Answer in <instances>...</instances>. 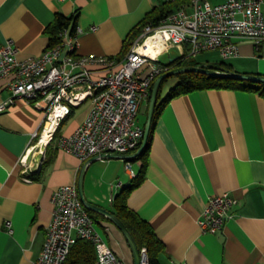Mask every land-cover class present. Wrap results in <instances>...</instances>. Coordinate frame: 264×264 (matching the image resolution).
Returning a JSON list of instances; mask_svg holds the SVG:
<instances>
[{
    "label": "crops",
    "instance_id": "crops-1",
    "mask_svg": "<svg viewBox=\"0 0 264 264\" xmlns=\"http://www.w3.org/2000/svg\"><path fill=\"white\" fill-rule=\"evenodd\" d=\"M161 3L0 0V50L11 40L18 60L41 56L51 46L45 30L61 15L76 17V25L84 30L78 55L121 58L131 32ZM185 48L174 47L179 55L171 59L188 54ZM238 48L228 59L216 51L191 58L201 65L224 62L237 73L264 75V44L257 49L250 41H239ZM147 71L142 69L143 74ZM11 79L0 81V104L11 96ZM171 90L164 87L163 97ZM86 104L80 118L69 120L74 108L63 121L59 137L48 144L45 165L48 145L44 155L36 156L39 142L33 138L41 133L45 113L21 99L0 113V264H33L45 242L55 190L78 186L86 162L61 151L58 139L85 120L91 101L82 106ZM131 164L138 174L142 163ZM133 182L126 161L100 159L86 167L84 194L90 203L110 210L115 197ZM225 193L236 201L232 218L219 233H203L198 220L209 198ZM127 203L163 242L161 264H264V98L215 89L172 98L155 126L145 179L130 192ZM99 222L96 228L105 242L126 264H134L123 234Z\"/></svg>",
    "mask_w": 264,
    "mask_h": 264
},
{
    "label": "built area",
    "instance_id": "built-area-1",
    "mask_svg": "<svg viewBox=\"0 0 264 264\" xmlns=\"http://www.w3.org/2000/svg\"><path fill=\"white\" fill-rule=\"evenodd\" d=\"M169 1L174 0H161ZM83 33L77 25L74 30L65 27L59 45L25 60L17 59V48L9 40L0 50V81L12 76L11 96L0 104V113L16 99L32 103L45 113L41 133L33 138L40 140L48 124L56 121L51 142L72 110L90 100L85 120L72 134L58 139L61 151L88 162L101 154H133L140 147L144 136L138 122L140 108L150 96L152 81L169 71L160 57L174 47L187 45L188 57L216 51L224 59L238 54L239 41H250L260 48L264 44V0H191L189 8H181L158 26L143 27L121 58L78 55V40ZM156 37L157 45L146 48L147 42ZM144 67L148 68L145 74ZM126 168L135 180L138 174L130 161H126ZM52 204L45 242L33 264H65L78 240L94 245L96 264H126L98 232L77 185L58 187ZM235 204L229 193L209 198L198 220L199 229L213 235L222 231L233 216ZM6 225L11 229V222ZM140 253L142 264H149L147 249L142 248Z\"/></svg>",
    "mask_w": 264,
    "mask_h": 264
},
{
    "label": "trees",
    "instance_id": "trees-1",
    "mask_svg": "<svg viewBox=\"0 0 264 264\" xmlns=\"http://www.w3.org/2000/svg\"><path fill=\"white\" fill-rule=\"evenodd\" d=\"M191 0H174L169 2H162L160 6L154 8L149 14H147L146 18L142 21V23L131 32L128 39L126 40L124 49L122 51V55L124 56L131 48L133 42L140 34L143 27L152 24L153 26H158L162 20L167 18L168 16L174 14L181 8L185 6L186 3H190ZM76 26V17L67 18L61 15H58L55 22L48 26L45 30V34L48 35L50 38V45L57 46L62 42V38L60 34L65 27H71L72 30L75 29ZM186 52L189 51L187 45H185ZM188 54L186 53L185 56L178 57L177 59L170 60L167 65L169 70L183 67V66H201L209 69H213L220 72H234L233 68L230 65H227L224 62H219L214 65H201L195 59L191 57H187ZM258 75V74H257ZM179 83L176 87H174L171 91L172 94L163 97V90L165 87L166 82L171 78L165 79L159 89L158 94V101L155 109V114L152 122V130L149 137L148 144L145 150L135 159L129 160L131 163L140 161L142 166L138 171V177L134 180L133 184L123 189L114 199L113 205L110 208V212L118 217L128 228L131 232L132 236L134 237L139 249L146 248L149 257V264H161L160 263V255L164 252L165 247L163 242L156 236L155 230L151 224L142 220L133 210H131L128 206V197L130 192L140 186V184L145 179V174L149 164V151L151 146V141L154 134V129L159 119L160 115L162 114L163 110L165 109L166 105L169 101L177 96L186 95L195 91H202V90H238L250 93H256L264 98V84L261 83H254L248 81H240L235 79H228V78H219V77H212L207 76L204 74L199 73H183L176 75ZM158 78V77H157ZM152 81L150 85V96L146 101V117L145 122L142 125L145 128V124L147 121V114L149 109V103L151 99V94L153 90V86L155 81ZM143 106V104H142ZM141 106V107H142ZM141 109V108H140ZM63 122L61 123L60 127L62 126ZM60 127L55 133L54 139L56 140L59 137ZM142 143V142H141ZM141 146V144H140ZM51 145L47 146L46 149V160L45 164L48 163L47 156ZM140 148V147H139ZM138 148V149H139ZM137 149V150H138ZM136 150V151H137ZM135 151V152H136ZM134 152V153H135ZM91 217L93 218L96 224H102L104 221L111 224L114 228H116L119 232L120 230L106 217L88 211ZM127 242V241H126ZM97 262V254L93 244L87 242L85 240H78L76 244L71 248L70 253L66 259L65 264H96Z\"/></svg>",
    "mask_w": 264,
    "mask_h": 264
},
{
    "label": "water",
    "instance_id": "water-1",
    "mask_svg": "<svg viewBox=\"0 0 264 264\" xmlns=\"http://www.w3.org/2000/svg\"><path fill=\"white\" fill-rule=\"evenodd\" d=\"M172 60L174 59H171V61ZM188 72L204 74V75L212 76V77L228 78V79H235V80H240V81H248V82L264 84V75L241 74L237 72L227 73V72H220V71H216V70L201 67V66H183V67L169 70L168 72L160 75L154 83L152 94H151V99L149 103L147 121H146L145 128H144V136H143V140H142L140 148L133 154H127V155H121V154H115V153L101 154L99 156H95L90 161L86 162V165L81 170L79 180H78V186H77L80 199L84 207L88 211L100 214L108 218L120 230V232L123 234L131 250L134 264H142V259H141L140 249L134 237L132 236L131 232L128 230L125 224L118 217L113 215L108 209L90 203L85 197L84 176L86 172V167L87 165H90L91 163H93L94 161L100 158L101 159H106V158L107 159H117V160H124V161H129V160L137 158L145 150L148 144V141H149V137H150L151 130H152V122H153L155 109H156V105L158 101L159 89H160L162 82L169 77H173V76L183 74V73H188Z\"/></svg>",
    "mask_w": 264,
    "mask_h": 264
},
{
    "label": "rangeland",
    "instance_id": "rangeland-1",
    "mask_svg": "<svg viewBox=\"0 0 264 264\" xmlns=\"http://www.w3.org/2000/svg\"><path fill=\"white\" fill-rule=\"evenodd\" d=\"M178 55H179V52H178L177 49H173V50L171 49L169 54H165V55L160 57V61L162 63H167V62H169V60L171 58H176ZM178 82H179V80H178L177 76H173L166 82L165 87L169 86V87H172V89H173L174 87L177 86ZM146 101L147 100L144 101L143 106L141 107V110H140L139 115H138V122H139L140 125H143L144 122H145V117H146V114H145L146 113V107H145V105H146ZM87 108H88V104H86V105H84V106H82L80 108L74 109L75 112H74L73 116L69 120H72V121L77 120L78 118H80L82 116V114L84 113V111H86ZM68 121L66 122L67 124H68ZM37 141L39 142V140H37Z\"/></svg>",
    "mask_w": 264,
    "mask_h": 264
},
{
    "label": "bare ground",
    "instance_id": "bare-ground-1",
    "mask_svg": "<svg viewBox=\"0 0 264 264\" xmlns=\"http://www.w3.org/2000/svg\"><path fill=\"white\" fill-rule=\"evenodd\" d=\"M158 43V38H152L150 39L147 44H146V48L151 50V47L154 45H157ZM56 121H54L52 124L49 123L46 130L44 131V133L42 134L40 140H39V144L38 146L35 147V149L37 150V152L35 153L36 156H39L40 154L43 155L44 154V149L45 147L49 144L50 142V138L52 135V132H54L55 128H56ZM35 149H31L30 155L33 154Z\"/></svg>",
    "mask_w": 264,
    "mask_h": 264
}]
</instances>
